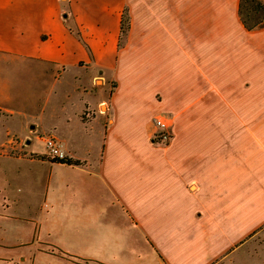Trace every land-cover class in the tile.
<instances>
[{
  "label": "crops",
  "instance_id": "0c3cea01",
  "mask_svg": "<svg viewBox=\"0 0 264 264\" xmlns=\"http://www.w3.org/2000/svg\"><path fill=\"white\" fill-rule=\"evenodd\" d=\"M237 5L0 0V146L25 138L0 152V264H264V28Z\"/></svg>",
  "mask_w": 264,
  "mask_h": 264
},
{
  "label": "rangeland",
  "instance_id": "374dc122",
  "mask_svg": "<svg viewBox=\"0 0 264 264\" xmlns=\"http://www.w3.org/2000/svg\"><path fill=\"white\" fill-rule=\"evenodd\" d=\"M99 83V82H98ZM96 83V85L98 84ZM68 115H72L71 112H67ZM1 115V114H0ZM73 118V117H72ZM52 120H55V118L53 117H46L45 118V123L48 124L50 121ZM12 126L14 127V129L16 130H20V123L15 121ZM158 129L151 135L150 137V141L152 143H155V144H163V143H166V142H161L160 139L158 138ZM23 133V132H22ZM25 133V132H24ZM29 134V133H28ZM6 140L8 141H5L4 142V146H0V152H3L7 155H10V156H16L18 154H21V150H20V146H24V139L23 137H20V136H11L10 133L6 134ZM37 137L39 138L40 136L37 135ZM28 139V138H26ZM29 149L32 151V152H36V153H41V156H35L37 158H45V159H51L49 157V155L47 154L46 150L44 149L43 147V143L41 142V140L39 139H34L33 135L31 136V143L29 145ZM258 237H260L259 241V246H263L264 247V229H262V231L258 234ZM21 249H20V245H18V247L16 248V250H13L14 253H18L20 252Z\"/></svg>",
  "mask_w": 264,
  "mask_h": 264
},
{
  "label": "trees",
  "instance_id": "16d2710c",
  "mask_svg": "<svg viewBox=\"0 0 264 264\" xmlns=\"http://www.w3.org/2000/svg\"><path fill=\"white\" fill-rule=\"evenodd\" d=\"M237 16L242 27L247 30L264 28V1L262 0H238ZM126 19L122 20L120 31L123 33L126 29ZM42 158V157H41ZM52 162L62 163L67 165H79L77 161L68 159L55 160Z\"/></svg>",
  "mask_w": 264,
  "mask_h": 264
},
{
  "label": "built area",
  "instance_id": "2783aa9c",
  "mask_svg": "<svg viewBox=\"0 0 264 264\" xmlns=\"http://www.w3.org/2000/svg\"><path fill=\"white\" fill-rule=\"evenodd\" d=\"M107 109L105 103L99 104V111L100 113H104ZM154 126L159 130L157 135L161 142H166L169 139V135L166 132V125L160 120H154ZM41 142L43 143V147L46 150L47 154L51 159L55 160H63L65 159L64 154L60 151L56 142L50 137L41 138Z\"/></svg>",
  "mask_w": 264,
  "mask_h": 264
}]
</instances>
